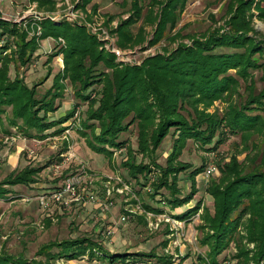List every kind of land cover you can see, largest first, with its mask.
Masks as SVG:
<instances>
[{
  "label": "rangeland",
  "instance_id": "obj_1",
  "mask_svg": "<svg viewBox=\"0 0 264 264\" xmlns=\"http://www.w3.org/2000/svg\"><path fill=\"white\" fill-rule=\"evenodd\" d=\"M132 1L54 0V8L49 10L47 7L38 8L37 0H0L1 18L16 22L26 31V40L35 38L38 44L29 63L17 65L18 76L28 86L37 84V97H41L48 90L53 91V76L64 71L62 53L53 55L64 46V39H39L42 31L39 21L46 17L52 21L66 20L75 26H83L95 36L98 49L114 55V61L119 66L141 65L145 59L156 54L169 55L180 44L191 45L193 38L202 39L208 33L227 31L230 6L236 4L231 2L233 0H187L181 11L179 7L175 11V26L156 38L157 23L166 0H134L141 9L139 15L133 12ZM255 2L250 9L251 25L256 30L257 38L264 40V19L258 16ZM261 7L264 8V1ZM130 18L131 35L137 38L140 33L142 39L122 47L118 42L117 28ZM9 52L10 48L3 55ZM100 68L110 72L103 65ZM228 73L237 79V84L212 100L199 101L196 104L199 111L220 120L227 118L229 113L247 101L249 94H257L263 87L261 69L252 70L248 80L236 74L234 69ZM14 75L15 67L10 64L9 76L13 78ZM60 81L63 82L62 97L54 101L56 108H59L48 113L49 118L60 122L46 129L44 137L26 136L2 115L0 183L9 173L18 172L26 166L41 170L35 182L10 186L7 197L0 198V254L23 256L41 264H108L107 260L98 257L90 260L86 255L71 260L61 257L49 262L47 256L37 254L43 244L52 241L89 237L108 253H154L169 256L170 264H203L202 258H205L208 248L200 243L205 233L200 228L204 223L201 215L205 207L213 213V198L207 187L221 177L218 164L230 165L233 160L242 172H264L261 161L264 129L235 134L224 132L223 142L214 150L188 138L177 159L192 167L204 164V169L194 177V184L187 172L179 173L181 195L193 189L195 192L187 204L171 208L164 202V198L169 197L165 188L154 194L153 185L159 168L151 162L154 159L165 166L167 156L172 155L174 134L171 130L156 150L146 156L137 150L138 127L134 122L128 130L119 134V139L126 141V147L111 149V154L97 153L87 144L92 129L99 133L97 121L87 118L88 100L76 95L78 86H74L69 79ZM100 87L101 84L95 85L89 99L97 96ZM250 87L253 93H249ZM95 107L96 104L89 111ZM250 112L262 115V109L256 108ZM6 114H9V108ZM86 119L89 121L87 127L84 126ZM221 130L226 131L225 127H221ZM128 150L136 163L149 165L150 172L146 179L144 173L131 177L122 165L130 155ZM210 164L215 165L216 169L211 175H206ZM90 196L94 198L89 200ZM198 202L200 208L193 215L185 219L175 216ZM145 203L159 207L161 212L144 208ZM128 210H131L130 216L121 220ZM108 228L112 233L104 238L102 231ZM238 230L245 234L241 228ZM206 232L211 230L207 228ZM243 242L248 255L253 256L254 244L247 243L246 239ZM56 250L54 247L53 251ZM236 252V247L231 243L217 257L219 264L236 263L237 260L233 258ZM141 258L136 260L138 262L129 260L117 264H157L154 257ZM250 264H254L252 260ZM260 264H264V261Z\"/></svg>",
  "mask_w": 264,
  "mask_h": 264
},
{
  "label": "trees",
  "instance_id": "obj_2",
  "mask_svg": "<svg viewBox=\"0 0 264 264\" xmlns=\"http://www.w3.org/2000/svg\"><path fill=\"white\" fill-rule=\"evenodd\" d=\"M133 1V12L139 15L141 9ZM262 1H231L236 4L230 6L227 31L208 33L202 39L193 38L191 45L180 44L169 55L156 54L145 59L141 65L119 66L114 61V55L98 49L95 36L83 26H75L66 20L52 21L46 17L39 21L42 29L39 39H64V46L53 54L62 53L64 71L53 76V91L48 90L41 97H37V84L28 86L16 72L17 65L29 63L38 47L37 41L35 38L26 40L25 30L18 27L16 22L0 16V123L3 115L9 124L19 128L26 136L44 137L46 129L60 122L49 118L48 113L59 108H56L54 101L62 97L63 82L60 80L67 78L74 86H78L76 95L88 100L87 118L97 121L99 133L92 129V136L87 141L93 151L111 154V149L126 147V141L119 139V134L128 130L134 122L138 127L137 150L146 156L154 152L169 133L174 134L172 155L167 156L165 166L156 163L154 159L151 161L159 168L153 188L154 194L161 188L167 190L169 197H165L164 202L171 208L183 206L192 199L195 189L181 195L179 173L187 172L194 184V177L204 169V164L192 167L177 159L188 138L196 140L202 147L214 150L223 142L224 132L235 134L264 129V83L257 94L250 87L249 93L253 94H249L247 101L229 113L227 118L220 120L211 117L196 107L199 101L212 100L237 84V79L228 73L231 69L245 80L251 77L252 70L261 69L264 82V40L257 38L250 19L253 2L258 16L264 19ZM186 2L165 1L155 31L156 38L175 26V11L178 7L181 11ZM54 3V0H37L38 8L42 9L47 7L52 10ZM131 22L130 18L117 28L118 42L122 47L142 39L140 33L137 38L131 35ZM8 48L10 52L3 55ZM10 64L15 67L13 78L9 76ZM101 65L104 69H110V72L101 69ZM96 84H101L97 96L89 99ZM190 98H193L192 101H189ZM95 104L96 107L89 111ZM7 108L9 114H6ZM256 108L262 109V115L250 112ZM87 124L89 121L86 119L84 126L87 127ZM221 127H225L226 131H222ZM128 151L130 155L122 165L131 177L144 173L146 179L150 172L149 165L136 163L133 154ZM261 161L264 163L263 153ZM218 166L221 173L219 181H212L207 187L213 198V213L205 207L201 215L204 223L200 228L205 233L200 243L208 248L205 258H202L203 264H219L217 257L231 243L237 251L233 255L237 260L234 264H250V260L260 264L264 261V172H242L234 160L230 165ZM40 170L39 167L26 166L18 172L9 173L0 183V198L7 197L10 186L35 182ZM143 206L161 212L159 207L147 203ZM199 208L198 202L175 216L185 219ZM207 228L211 232H206ZM243 239L254 244L253 256L250 257L248 250L244 249L246 244ZM54 247L58 250L53 251ZM37 254H44L49 262L61 257L71 260L85 255L90 260L95 257L107 260L108 264L127 263L129 260L138 262L136 260L142 256L154 257L157 264L172 262L169 256L154 253H108L89 237L52 241L43 244ZM0 264L41 263L23 256L1 253Z\"/></svg>",
  "mask_w": 264,
  "mask_h": 264
},
{
  "label": "built area",
  "instance_id": "obj_3",
  "mask_svg": "<svg viewBox=\"0 0 264 264\" xmlns=\"http://www.w3.org/2000/svg\"><path fill=\"white\" fill-rule=\"evenodd\" d=\"M32 153V150H30L29 151V154H31ZM215 165H213V164H210L208 167H207V169H206V175H211L214 171H215ZM120 191V190H119ZM109 193V192H108ZM91 197V199H89V200H92L94 197L93 196H90ZM130 212H131V210H128V212H126L125 214H123L122 216H121V220H126L129 216H130ZM111 233H112V231H111V229H106V230H103L102 231V234H103V236H104V238H108V237H110V235H111Z\"/></svg>",
  "mask_w": 264,
  "mask_h": 264
}]
</instances>
